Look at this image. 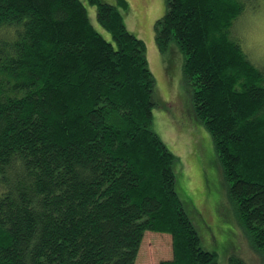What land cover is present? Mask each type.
Instances as JSON below:
<instances>
[{
    "label": "trees",
    "instance_id": "1",
    "mask_svg": "<svg viewBox=\"0 0 264 264\" xmlns=\"http://www.w3.org/2000/svg\"><path fill=\"white\" fill-rule=\"evenodd\" d=\"M88 1L112 41L81 0H0V264H136L146 232L172 236L161 264H217L152 129L147 46L118 5ZM253 1L167 0L155 40L182 53L194 118L264 255V68L236 31Z\"/></svg>",
    "mask_w": 264,
    "mask_h": 264
},
{
    "label": "rangeland",
    "instance_id": "2",
    "mask_svg": "<svg viewBox=\"0 0 264 264\" xmlns=\"http://www.w3.org/2000/svg\"><path fill=\"white\" fill-rule=\"evenodd\" d=\"M95 29L108 41L109 32L97 21V7L81 0ZM118 5L129 32L147 46L150 70L155 79L153 131L176 156V190L196 225L202 247L217 254V264L242 259L247 264H264L249 234L240 225L228 192L215 143L208 130L193 115L192 88L183 72V55L172 43L161 53L155 40V23L163 17L167 0H102ZM236 24V31L251 59L264 68V0L253 1ZM173 258L172 236L146 232L136 264H161Z\"/></svg>",
    "mask_w": 264,
    "mask_h": 264
}]
</instances>
